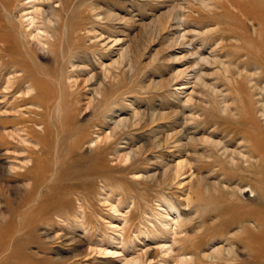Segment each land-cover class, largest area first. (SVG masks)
Instances as JSON below:
<instances>
[{
  "label": "rangeland",
  "instance_id": "374dc122",
  "mask_svg": "<svg viewBox=\"0 0 264 264\" xmlns=\"http://www.w3.org/2000/svg\"><path fill=\"white\" fill-rule=\"evenodd\" d=\"M63 1L0 0V34L10 37L13 45L8 53L0 50V220L8 217L10 208L30 188L32 182L24 176L40 148L34 129L42 131L35 123L43 117L36 115L40 108L23 77L25 68L43 71L49 88L61 82L66 100L72 103L71 112L76 114L68 128L82 133L86 141L70 159L65 155L70 144L66 140L68 145H63L60 162L64 170L48 182L53 185L50 204L54 210L46 212L27 236L31 242L23 245L25 261L21 263L231 264L204 255L237 244L238 264H248L241 240L243 224L237 211L225 206L231 191L248 182L236 176L239 171L223 158V149L210 143L213 139L230 151H249L237 127L252 130L243 114L244 107L252 105L248 76H261L264 86V65L246 54V36L229 31L234 27L241 32L242 24L222 15L217 6L222 0H200L208 4L205 8L194 0H73L65 18L72 29L77 27L73 29L77 39L72 42L79 47L65 58L57 51L58 31L48 23L54 18L53 8L64 11ZM178 10L183 14L180 26L173 21ZM248 25L251 37L253 27L251 22ZM125 55L135 67L127 77H123L128 67ZM218 58L231 65L227 75L215 63ZM103 83L108 85L105 95L119 96L105 120L98 103L101 97L96 94ZM202 83L214 84L209 86L215 92ZM135 111L164 117L153 124H138ZM123 118L132 120V125L120 131L116 125ZM152 140L159 146L154 148ZM140 146L137 162L127 158ZM51 159L57 161L53 153L46 161ZM184 159L189 165L179 178L164 177L166 170ZM97 166L98 172H92ZM253 197L245 192V198L261 205L260 197ZM244 225L257 227L252 219Z\"/></svg>",
  "mask_w": 264,
  "mask_h": 264
},
{
  "label": "bare ground",
  "instance_id": "6f19581e",
  "mask_svg": "<svg viewBox=\"0 0 264 264\" xmlns=\"http://www.w3.org/2000/svg\"><path fill=\"white\" fill-rule=\"evenodd\" d=\"M71 1H73V0H66V2L63 1L62 5H63L64 11H62V9H61V11H58L57 9L53 8V14L52 15L54 18L48 19V23L52 25L53 31H56V32L58 31L57 33H58L59 38L56 37V39L57 40L59 39V40L56 41V44H58L59 50H57V51L61 52L63 54V56L67 55V53L72 54L74 49H76V46H77V45L74 46V43L72 42V40H74L72 38H76V37H74L73 34H74V30H76L77 27L73 28L74 29L73 30L70 23H69V20L65 18V15L68 12L67 9H69V8H67L68 4H70ZM194 1L195 2L199 1L201 8L208 7V4L205 1H200V0H194ZM263 1L260 0L259 2H254V0H222V1H220V3L217 6L219 9L220 8L222 9V12H223L222 15L224 17L226 16L225 17L226 19L235 20L234 22L235 23L239 22L240 26L242 24V26H241L242 31L241 32L236 30L234 27H230L229 31L231 33H236L237 35H239V33H240V34H243L244 36H246L248 38L249 37L248 32H249V28H250L248 25V22H251V26L253 27L252 28L253 30L251 33L253 35L251 37H249V39L244 38L245 42L248 41V42L244 43V45L247 44V46H246V48H247L246 52L247 53L246 54L249 56H254L256 59L261 61V64L264 65V2ZM232 9H234L235 11H233ZM188 10H189V8H188ZM212 13L217 14L215 12H212ZM182 15L183 14H180V11L178 10L177 13L175 14V16L173 17L174 18L173 21H175L176 25H179V26L181 25V22H182L181 16ZM72 18L73 17H71V19ZM31 19H32V22H34L35 18L33 17ZM74 26H75V24H74ZM222 29H221V31H222ZM223 31H225V29ZM228 35H229V33L227 34V36ZM219 37H222V35ZM230 37H232V36H230ZM234 39H237V38L235 37ZM74 42H76V41H74ZM258 42H260V44H262V45H259ZM188 44L192 45L193 42H191V40H190V42H188ZM255 44L259 45L260 48L256 49ZM0 45H1L0 50H3L6 53L13 50L11 38L5 34H0ZM77 47H79V46H77ZM66 49H67V51H66ZM200 50H201V48L194 51V54L198 55V51H200ZM254 51H256V52H254ZM58 55H60V54H58ZM69 56H71V55H69ZM225 57H226V55H225ZM65 58H66V56H65ZM68 59H70V58H68ZM251 59H253V58H251ZM214 60H215V63L220 66V69H219L220 71L223 70V72L226 75L230 72V69H231L230 66L231 65L230 66H229V64L227 65V63L224 62L226 60L223 61L220 58L214 59ZM237 60H239V59H237ZM23 61H25V60H23ZM123 61L126 62L127 66H128L127 69L125 71H123V77H127V75H131L134 73L135 67H134V64L132 63V60L129 57V55L123 56ZM202 61L208 62V58H202ZM15 63H16V61H15ZM22 63H24V62H22ZM20 64H21V62H20ZM26 65L27 64L25 63V67H26ZM33 66L35 67V65H33ZM248 66H249V64H248ZM30 68L33 69L31 66H30ZM246 69H248V68H246ZM36 70H38V69H36ZM36 70H34V71H36ZM34 71H32V70L29 71V68H28V70H26V68H25L23 70V72H24L23 77H24V79H27L26 82L29 83L30 89L34 91V94L32 95V99L34 100L35 105H37L40 108V111H36V115L43 117L42 120H36V123H35L36 125L41 126L42 131L40 132V131H37L36 129H34V136L37 138L36 139L37 144L40 146V148L38 147L39 149L37 151H35V154L31 157V162H32L31 166L28 167V169H27L28 171L24 176L25 179L31 180L32 184H31V186L29 185L30 188H28L26 195H24L22 197V199L17 203V205L10 208L8 217L4 221L0 220V264H22L21 260H22V255L24 254L23 249H22L23 245L25 247V245H28L29 242H31V240H29V238L27 239V236L29 234H31V232L35 229V227L38 225V223H40L39 220L41 219V217L46 212L47 213L50 212L52 207H53V205L50 204V200L53 198V195H52L53 185L51 186V184H49L48 182L55 181L54 178L57 177V173L59 174V170L61 168H62V170H64L63 167H61V162H63V161L60 160L61 159L60 158L61 152H63V151H61L63 145H66L67 143H65V142H67V141L70 144L68 146V150L65 152V155L68 154L67 157L70 159L71 157L73 158V156H75V154H79L80 151L82 150V148L84 147L85 143H86L85 138H84L85 136H83L82 133H79V134L73 133V131L68 128L69 125L71 124V121H73V119L75 118L76 114L73 115L74 113L72 114V112H71V108L73 109V107H71L72 103L70 104L66 100L67 96H65V89L63 88L61 82L58 81L60 84L59 86H58V84L57 85L55 84L51 88H49L48 87L49 85L48 86L46 85L47 81H45L44 77L42 76V75H44L42 73L43 71L40 73L41 75L39 74V72L36 73L37 71L36 72H34ZM246 74H247V72H246ZM254 76H256V73L249 75L248 76V82H247L250 85L249 90H251L250 98H251L252 105L250 104V107L245 106L244 112H243L245 122H246V124H248L252 127V130L249 131L251 128L249 130L248 129L243 130L239 126L242 129L241 130L239 127H237L238 133H243L242 134L243 140L245 142H248V150H249L248 153L245 154V153L239 151V149H237V148H236L237 150L230 151L229 148L226 146V144H224L222 142L221 143L215 142L216 140L213 142L212 141L213 139L210 140L211 141L210 143H212L214 145V148L216 146V147H220L221 149H223V151H222V155L224 156L223 158L229 159L228 162L233 166V168L235 167L236 170L239 171L236 174V176H239L238 178L248 182V184L246 183L243 186L237 184L238 186L236 188L234 187L235 189H233L231 191V193L229 195L230 198L227 200V203H225L226 204L225 206H227L229 209L231 208V209L237 211L236 213H238V216L241 220L240 223L243 224L242 228L244 231V235H243V239H241V240L243 241V244H244L243 249H245L246 255L248 256V264H264V86L261 85L262 82H260L262 80V77L260 76L259 79H256ZM94 77H95V75H92L90 79H94ZM241 80L243 81V79H241ZM263 81H264V79H263ZM202 85L211 90V88L209 86L211 84L208 85L206 83L205 84L202 83ZM212 85H214V84H212ZM107 86L108 85L106 83H103L98 88V90H96V94H98L101 97L100 100H98V103L100 105L101 110H103L102 118L104 120L108 119L107 117H110V116H108V113H110V112L112 113L114 111L113 108H111V107H113V105L115 106V104L119 100V96L115 95L116 93L115 94L110 93L109 95H107V94L105 95L104 90L105 91L107 90ZM214 87H216V86H214ZM178 89H182V88H178ZM209 89H207V90H209ZM217 91H218V89H217ZM222 93H224V92L222 91ZM221 98H224V96L223 97L221 96L220 100H218V101H221ZM218 104H219V102H218ZM219 106H221V103ZM226 109H228V106L226 107ZM237 110H238V108H237ZM234 112H236V111H234ZM231 114H232V112H231ZM133 116H134L133 117L134 119H137L139 121L138 124L141 123L140 121H143L144 123H147V121H148L149 124L150 123L153 124L156 121H158V119L164 117L162 114L160 115L158 113L157 114H155V113H148L147 114L146 111H145V113L135 111L133 113ZM213 124H215V123L213 122ZM129 125H132V120H128V119L123 118L117 123L116 129L122 131L123 129H127V127ZM135 125H137V124H135ZM79 126L80 125L78 124V128H79L78 130H80ZM81 127H83V126H81ZM153 127L154 126H152V128H151L152 130L154 129ZM230 133L231 132H229V134ZM228 137L226 139H228ZM211 138H212V136H211ZM238 138H239V136H238ZM146 143H149V142H146ZM151 143L154 146V148L159 146V145H157L155 140ZM151 143H149V144H151ZM227 144H229V143H227ZM92 146H94V145H92ZM178 146L182 147L183 144L182 143L178 144ZM65 147L67 148V146H65ZM140 150H141V146H140V149H136L134 151L131 150L127 154L128 157L127 156L126 157L127 158L130 157L132 160H134V162H137V158L139 156ZM50 153L51 154L53 153V156H56V158H57L56 162H53L54 159H51L52 161H46L47 157L50 156ZM90 153L91 152L89 151V154ZM194 153H196V152H194ZM237 157L241 158V160L243 161V162L241 161L242 162L241 164L237 162L238 161L236 159ZM68 158H66V159H68ZM63 164L64 163H62V165ZM242 164H244V165H242ZM188 165H189L188 160H186V159L181 160L176 165H174V167L170 168L169 171L166 170V172H164L163 175L166 178L173 177L172 179L175 180L183 174L182 171L185 170V168H187ZM208 165H209V163H208ZM217 166H216V168H217ZM98 168H99L98 166L94 167L92 172H95V173L98 172V170H99ZM221 174H223V173H221ZM234 176H233V178H234V180H236ZM100 177H101V175H100ZM153 177H155V176H153ZM161 178L163 179V177H161ZM103 179H105V178H103ZM158 179H159V177H158ZM166 180L168 181L169 179H166ZM108 181L107 182L105 181V182L107 184L109 182H111V181H109V182ZM218 181H220V180H218ZM216 182H217V180H216ZM237 182H239V180ZM191 183L192 182H190L189 184L192 185ZM228 183H230V182H228ZM27 187L28 186H26V188ZM208 187H207V189H208ZM203 191H204V188H203ZM247 191L250 192L252 196H254L253 198H255V194H257L261 199V205H257L256 202H254V199L245 198V192H247ZM213 192H214V190H213ZM166 200H168V199H166ZM188 200L190 201L189 197H188ZM223 200H226V198H224ZM171 203H173V202H171ZM199 203H200V201H199ZM222 203L224 204V202H222ZM213 205H214V203H213ZM222 205H221V207L219 205V207L222 208L224 206V205L223 206ZM208 207L209 206L205 205V208H208ZM192 208L194 209L195 207H192ZM198 208H195V210L197 211ZM213 208L215 209L216 207H213ZM170 209L173 210L175 208L170 205ZM218 209H217V211H218ZM53 210L54 209H52V211ZM201 211H203V210H201ZM215 211H216V209H215ZM219 211H221V210H219ZM206 216H207V214H206ZM247 219L248 220L252 219L255 222V224L257 225V227L255 226L256 229L250 228V227L244 225V222ZM163 225L167 226V224H163ZM222 231H223V229H222ZM227 239H229V238H227ZM218 240H217V242H218ZM32 241H34V240H32ZM211 243H212V241H211ZM235 245H237V244H235ZM235 245L230 244L227 248H221L220 246H218L220 248L216 249L212 255L210 254V255H204V256H206L208 259H212L213 261L215 260V261L219 262V261L224 260V261H227L231 264H238V259L241 256V254L238 253L239 248L237 250ZM241 250H242V248H241ZM24 251H26V250H24ZM211 252L212 251H210V253ZM239 252H241V251H239ZM22 261H25V259ZM214 263H216V262H214ZM23 264H24V262H23Z\"/></svg>",
  "mask_w": 264,
  "mask_h": 264
}]
</instances>
